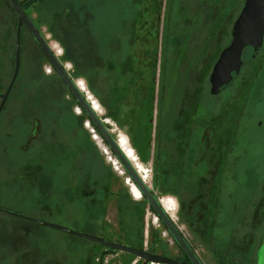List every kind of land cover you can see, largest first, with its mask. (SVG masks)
<instances>
[{
    "label": "rangeland",
    "instance_id": "374dc122",
    "mask_svg": "<svg viewBox=\"0 0 264 264\" xmlns=\"http://www.w3.org/2000/svg\"><path fill=\"white\" fill-rule=\"evenodd\" d=\"M74 1L77 0H43L28 8L27 12L32 11L38 20L40 15L41 28L47 31L48 25L45 26L43 22H57V8L60 10L68 4L71 6ZM88 1L97 7L100 17L97 21L102 32L108 30L106 26L113 25L119 33L117 46L122 48V59L125 57L126 44V54L127 50L134 53L142 59L138 62L149 67L150 71L154 62L151 53L156 47L157 88L149 160H143L137 155L126 128H120L107 117L105 109L90 92L103 110L100 116L107 118L115 138L126 137L138 160L148 171L147 184L153 187L152 157L157 139V96L163 71L166 89L161 112V150L167 149V158L175 160L187 132H190L191 138L197 139L200 136L202 139L204 135L209 138L205 142L197 141L201 144L198 154L202 155L197 158V166L191 174L178 182V176L173 170L170 171V188L175 193L162 196L173 197L176 201L177 209L172 217L206 264H215L211 253L214 248L220 253H232L239 248V252L233 253L238 258L234 264H256L254 252L264 240V103L261 99L264 92V59L259 56L246 69V75L251 81L245 90L226 88L212 95L208 77L212 70L210 65L217 55V46L211 45L208 53L206 51L204 55H199L197 44L190 45V34L201 36L200 29L229 30L245 0ZM14 23L13 14L0 0V28L13 27ZM55 30L64 36L65 33L57 29V26ZM197 58L199 63L194 65L193 60ZM65 62L71 66L69 61ZM44 68L47 78L37 83H20L0 115V123L14 132L13 156L21 162L22 156L18 149L25 141L22 113L27 103L41 111L44 110L45 101L47 106H57L55 187L51 193L42 196L32 190L28 198L29 206L24 210L25 215L134 247L141 243V248L165 250L167 256H180L178 246L153 211L147 203L142 204L143 197L137 199L132 195L123 168L118 163V171L93 138L86 126L87 116L81 110L77 113L79 107L74 97L56 75L47 73L51 68L47 61ZM71 70L70 67V73ZM75 78L84 80L82 77ZM6 84L3 83L4 86ZM24 85L30 88L28 98L20 94L22 90L29 89ZM33 90L39 94L32 96ZM51 91L57 92V98L55 95L49 99ZM181 117L185 126L189 127L187 132L177 129L176 121ZM85 130L93 140L91 150L86 147ZM101 142L106 147L104 141ZM224 156L226 164L222 170ZM123 193H128L133 201L123 203L122 207L119 206L118 196ZM179 199H182V205ZM40 203L50 206H39ZM87 208L97 213L98 221L91 222L85 218ZM26 223L29 228V264L143 262L126 252L109 251L104 246H97V243L95 245L92 241L38 222Z\"/></svg>",
    "mask_w": 264,
    "mask_h": 264
},
{
    "label": "trees",
    "instance_id": "16d2710c",
    "mask_svg": "<svg viewBox=\"0 0 264 264\" xmlns=\"http://www.w3.org/2000/svg\"><path fill=\"white\" fill-rule=\"evenodd\" d=\"M41 1L43 0H20L18 2L20 6L25 7ZM73 4L71 6L69 4L68 6H63L60 10L57 8V22L55 20L43 22L48 25L47 29L51 32L52 37L63 48V54L60 59L69 61L72 64L71 75L73 77H82L85 80L88 90L105 109L106 116L114 120L120 128H126L137 155L143 160H149L153 111L156 100L155 90L157 88L155 81L156 47L151 53L154 62L150 71L149 67L138 62L142 59L136 57L134 53L127 50L126 54V48L128 49L126 44L124 46L125 57L122 59L120 56L122 48L117 46L120 39L119 33L116 32L113 25L106 26L108 30L102 32L97 21V18L100 19L98 10L96 6H93V2L77 0ZM56 26L57 29H61L65 33L64 36H60L61 34L56 32ZM160 76L157 96V139L152 157V189L157 196L175 193L170 188L172 185L169 183L170 171L173 170L178 176V182L183 180L186 175L191 174L197 166V158L202 155V153L198 154V148H200L201 144L197 141L202 140V142H205L204 140L209 139L205 135L202 139L200 136L197 139L191 138L190 132H187L189 127L185 126V122H182L181 117L176 121V126L178 127L177 129L186 131L187 137L184 144H182L180 154L176 155V159L170 160L167 158V156L169 157V152L167 149L166 151L161 150L160 143L162 102L164 101L166 89L163 81V71ZM107 126L109 127V125ZM204 131H206V128H204ZM225 157L222 162V170L226 164ZM122 196H118L120 198L118 201L119 206H122L125 202L133 201L128 193L127 195L123 193ZM146 203L144 199L142 204ZM179 203L183 204L182 199H179ZM183 207L180 206V208ZM150 209L152 210L151 207ZM85 213H87L85 218L89 219V221H98L96 219L97 213L88 210V208ZM159 222L163 226L160 220ZM163 227L165 228V226ZM97 246L102 245L97 244ZM141 246L142 244L140 243L138 247L141 248ZM148 250L166 255L165 250L157 251L153 247L148 248ZM239 251V248L232 253H220L216 248L211 250L216 264H234L238 258L236 259L233 253ZM126 254L133 256V258L135 257L132 254ZM172 257L179 259L176 256Z\"/></svg>",
    "mask_w": 264,
    "mask_h": 264
},
{
    "label": "flooded vegetation",
    "instance_id": "af4514ba",
    "mask_svg": "<svg viewBox=\"0 0 264 264\" xmlns=\"http://www.w3.org/2000/svg\"><path fill=\"white\" fill-rule=\"evenodd\" d=\"M1 1L6 4L10 12L13 14L15 25L13 27L0 28V102L2 100V94L6 92L9 84L12 82L0 109V115L1 112L6 109L8 99L13 97L16 93V88L20 83H37L47 78L45 75L44 63L47 61L49 64L46 55L41 50L30 30L25 25L18 27L17 15L5 0ZM18 1L20 0H17V2ZM35 4L25 7L21 6V8L33 21L37 30L49 44L52 51L60 58L63 54V48L57 40L52 37V34L48 29L47 31H44L41 28L42 24L39 23L41 16L39 15L38 20L36 16L32 15V11L27 12V9L33 7ZM44 25L47 26V24ZM199 31L201 36L198 35L197 37L190 34L192 41L190 45L197 44L198 54L204 55L206 51L208 53L211 50V45L213 46L216 44L218 49L217 55L210 65L213 67L222 49L228 46L232 40V26L229 30L218 29L217 31H211V29H200ZM52 40L56 41L59 46ZM17 46L18 64L16 75L14 77ZM263 50L264 36L259 50L253 54V57L246 62L243 67H241L237 77L228 88H233L234 90L243 88L245 90L250 85L251 80L246 75V69H248L252 62H254L259 56H263L261 59H264ZM198 63V58L193 60L194 65H198ZM70 67L72 68V64L71 66L68 65V69ZM47 73H53L58 77L52 67ZM208 81H210L209 77ZM3 83H7L6 86H4ZM24 86L29 88L28 85ZM20 94L23 95L24 98H28L27 94L30 95V88L22 90ZM36 94L38 95L39 92H34L33 90L32 96H36ZM49 95H51L49 99L54 98L53 96L55 95L57 98V92L51 91ZM261 99L264 103V92L261 95ZM46 102L47 101H45V106L42 108L44 110L42 111L36 110L31 105H28V103L24 108L22 113V123L25 131V141L22 142L20 149H18V153H21L22 156L21 162L16 161L13 156V130L6 127L5 124L0 123V264H29V228L28 223L26 222L30 220L13 215L10 212L25 215L24 210L29 206L28 198L32 190H35L38 196L45 195L53 190L57 180V106H47ZM72 110L73 109L70 111ZM80 112V109L77 108V113ZM85 132L87 142L86 147L91 150L93 140L86 130ZM39 206L50 205L40 203ZM261 245L262 244H260V246ZM260 246L254 252L256 260L257 251ZM104 247L109 251H114L110 247ZM179 251L181 255H176V257H179V259H176L179 261L187 260V257L183 252L180 249ZM201 260L206 264L202 258Z\"/></svg>",
    "mask_w": 264,
    "mask_h": 264
},
{
    "label": "water",
    "instance_id": "95a60500",
    "mask_svg": "<svg viewBox=\"0 0 264 264\" xmlns=\"http://www.w3.org/2000/svg\"><path fill=\"white\" fill-rule=\"evenodd\" d=\"M5 1L17 15L18 27L25 25L30 30L41 50L46 55L50 66L55 70L57 76L63 82V85L74 97L79 109L87 116L88 124L92 126L93 130L97 131L98 136L104 141L106 147L114 155L116 161L127 174L128 179L131 180V182L138 189L141 197H143L147 202V205L152 208L157 220L162 222L163 226H165L166 232L187 257V260L179 261L171 256L151 252L145 248L130 246L101 236L75 230L61 224L37 220L35 218L13 212L10 213L30 221L38 222L47 227L102 244L110 247L114 251L132 254L136 258L141 259L143 261L142 264H204L198 256L196 250L191 246L186 236L174 221L172 215L167 211L163 203L164 197L157 196L153 191L152 186L145 182L133 162L130 160L128 154L121 146L120 138H115L111 129L107 126V118L101 117L95 110L93 102L97 100L87 88L85 91L83 90V87H86V85H82V83L85 84L84 80L76 79L71 75L68 69L69 64L62 61L59 56L52 51L49 44L39 33L35 24L21 8L17 0ZM231 33V42L228 46L222 49L209 75L210 93L212 95H216L228 88L237 77L241 67H243V65L253 57V54L259 50L264 36V0H245L238 16L233 22ZM243 33H246L247 35L244 38H241ZM16 54L14 77L16 75L18 64V46ZM11 85L12 82L9 84L6 92L2 94L0 109ZM92 97L93 99L90 100ZM97 104L99 105V103ZM256 264H264V240L257 251Z\"/></svg>",
    "mask_w": 264,
    "mask_h": 264
},
{
    "label": "bare ground",
    "instance_id": "6f19581e",
    "mask_svg": "<svg viewBox=\"0 0 264 264\" xmlns=\"http://www.w3.org/2000/svg\"><path fill=\"white\" fill-rule=\"evenodd\" d=\"M82 85H85L84 83H82ZM83 90H86V87H83ZM92 98H90V100H92ZM97 101H94L93 104L95 106V110L102 114L103 110L100 107V105L97 104ZM86 126L90 129L93 138L97 141L98 145L101 147L102 151L106 154L108 160L110 162H112V164L115 166V168H117L118 171H120V167L118 162L116 161L115 158H113L112 156H110V153L107 149V147H105L100 138L98 137V135L96 134V132L91 128V126H89L88 122L86 123ZM120 142H121V146L124 148L125 152L128 154L130 160L133 162L134 166L136 167V169L138 170L139 174L143 177V179L145 180V182L147 183V180L149 179V174L148 171L146 170V168L141 164V162L138 160L137 155L135 154L134 150L132 149V147L129 146V143L126 139V137L124 138L123 136H120ZM126 182L128 183L129 187H130V191L132 193V195L137 198L140 199L141 195L138 191V189L135 187V185L131 182V180H129L127 178ZM163 203L167 209V211L173 215L175 210H176V204L175 201L172 197L170 196H165L163 198ZM157 219V218H156Z\"/></svg>",
    "mask_w": 264,
    "mask_h": 264
},
{
    "label": "snow or ice",
    "instance_id": "6c2138e0",
    "mask_svg": "<svg viewBox=\"0 0 264 264\" xmlns=\"http://www.w3.org/2000/svg\"><path fill=\"white\" fill-rule=\"evenodd\" d=\"M246 35H247L246 33H243L241 38H244Z\"/></svg>",
    "mask_w": 264,
    "mask_h": 264
},
{
    "label": "built area",
    "instance_id": "2783aa9c",
    "mask_svg": "<svg viewBox=\"0 0 264 264\" xmlns=\"http://www.w3.org/2000/svg\"><path fill=\"white\" fill-rule=\"evenodd\" d=\"M150 264H152V263H150Z\"/></svg>",
    "mask_w": 264,
    "mask_h": 264
}]
</instances>
